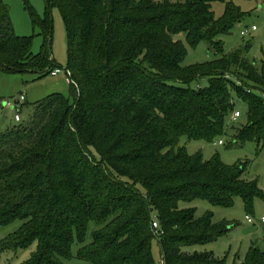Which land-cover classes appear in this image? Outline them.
<instances>
[{
	"label": "trees",
	"instance_id": "trees-1",
	"mask_svg": "<svg viewBox=\"0 0 264 264\" xmlns=\"http://www.w3.org/2000/svg\"><path fill=\"white\" fill-rule=\"evenodd\" d=\"M219 1L45 0L60 12L77 87L35 103L27 119L0 133V227L21 222L0 240V252L35 246L24 264H156V241L161 264H227L183 248L215 242L232 224L178 208L196 200L231 208L240 198L250 214L264 200L257 182L243 179L244 162L204 161L179 146L181 137H221L238 104L247 121L233 129L232 144L263 139L264 57L257 69L241 50L223 55L216 38L243 14L227 2L215 18L211 4ZM44 27L33 55L32 39L15 35L0 1V70L48 76L56 68L48 19ZM181 34L216 58L181 66L187 51L174 40ZM201 79L205 87H190ZM90 222L97 229L86 243ZM232 264H264V251L252 245Z\"/></svg>",
	"mask_w": 264,
	"mask_h": 264
},
{
	"label": "rangeland",
	"instance_id": "rangeland-1",
	"mask_svg": "<svg viewBox=\"0 0 264 264\" xmlns=\"http://www.w3.org/2000/svg\"><path fill=\"white\" fill-rule=\"evenodd\" d=\"M8 9L14 33L17 37L32 39L31 53L37 55L44 45L45 21L49 20V60L54 62V67L65 68L67 65V38L59 10L56 7H49L45 0H0ZM161 1V0H154ZM170 3H183L186 0H167ZM231 2L243 14L240 23L235 24L226 33L217 36L216 41L222 43L223 55H230L241 50L242 54L257 69L260 68V61L264 57V1L263 0H223L213 2L211 11L215 18L223 15L225 4ZM33 21H37L34 24ZM254 26L256 30L250 35L241 37L240 31L245 27ZM174 40L181 41L186 48V56L181 66L186 67L194 64L210 62L216 58L212 50L204 43L200 42L195 48L186 44L183 34L175 36ZM33 72H6L0 70V133H4L11 126L16 125L13 114L6 108V102L23 95L26 105L22 107L21 120L27 119L35 103L43 100L52 94L68 95L69 86L62 77H52L50 75L37 79ZM57 84L55 87L54 85ZM206 79H201L190 85L191 88L198 86L205 87ZM55 87V88H54ZM240 113V117L231 122H227L225 133L215 139L212 143L205 141H188L185 137L179 140V146L184 147L187 154L194 155L200 153L203 160L207 161L218 156L225 165H234L244 162L247 167L243 174V179L256 181L258 189L264 195V134L260 145L254 142L243 144H232L233 129H240L246 124V106L238 104L235 108ZM19 122V123H20ZM221 141L222 144L217 143ZM179 209L194 208L195 217H201L205 213H212L213 223L228 222L232 224L229 232L217 239L215 242L205 245H194L184 247L183 252L203 253L210 252L218 258H225L227 264L233 261L241 262L248 249L255 245L264 251V226L259 224V219L264 217V200L256 199L253 204V211L246 214L240 198L234 200L231 208L214 207L207 202L196 200L190 203H179ZM246 217L252 220V224L247 223ZM21 226L20 221H15L7 226L0 227V240L13 234ZM96 225L93 222L88 224L86 243L91 241V233L95 231ZM35 246L18 250L15 252H0V264H24L34 251ZM77 250L76 244L72 247V253ZM152 253L156 264H161L159 248L156 241L152 242ZM74 259L63 264H77Z\"/></svg>",
	"mask_w": 264,
	"mask_h": 264
},
{
	"label": "built area",
	"instance_id": "built-area-1",
	"mask_svg": "<svg viewBox=\"0 0 264 264\" xmlns=\"http://www.w3.org/2000/svg\"><path fill=\"white\" fill-rule=\"evenodd\" d=\"M256 30V28L254 26L252 27H245L243 28L241 31H240V36L241 37H245V36H248L250 35L252 32H254ZM49 75L52 76V77H62L65 81V83L68 85V86H74V87H77L75 81L72 79V74L70 72L69 69H67L66 67L65 68H54L52 69L50 72H49ZM24 102H25V99H24V96L21 94L18 96V98L16 99H13V100H8L6 102V108L9 109L12 114H13V118H14V121L16 123H19L20 120H21V110H22V107L24 105ZM240 117V113L238 111H235L230 120L231 122H234L236 121L238 118ZM218 145H221L222 142L219 141L217 143ZM247 223L249 224H252V220L248 217L245 218ZM259 224L263 225L264 226V217H261L259 219ZM151 226L154 230H156L158 228V224L156 221H152L151 223Z\"/></svg>",
	"mask_w": 264,
	"mask_h": 264
},
{
	"label": "crops",
	"instance_id": "crops-1",
	"mask_svg": "<svg viewBox=\"0 0 264 264\" xmlns=\"http://www.w3.org/2000/svg\"><path fill=\"white\" fill-rule=\"evenodd\" d=\"M54 86L56 87L57 84H55ZM55 87H54V88H55ZM25 105H26V99H25V102H24V105H23V106H25ZM21 111H22V110H21ZM10 112H11V111H10Z\"/></svg>",
	"mask_w": 264,
	"mask_h": 264
}]
</instances>
